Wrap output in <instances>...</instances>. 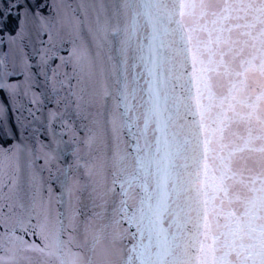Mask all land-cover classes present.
<instances>
[{
    "label": "snow or ice",
    "instance_id": "6c2138e0",
    "mask_svg": "<svg viewBox=\"0 0 264 264\" xmlns=\"http://www.w3.org/2000/svg\"><path fill=\"white\" fill-rule=\"evenodd\" d=\"M0 264H264V0H0Z\"/></svg>",
    "mask_w": 264,
    "mask_h": 264
}]
</instances>
